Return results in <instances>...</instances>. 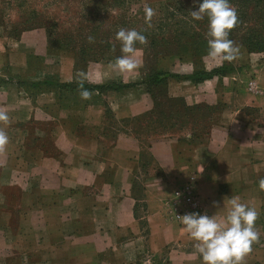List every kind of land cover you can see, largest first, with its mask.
<instances>
[{"label": "crops", "instance_id": "obj_1", "mask_svg": "<svg viewBox=\"0 0 264 264\" xmlns=\"http://www.w3.org/2000/svg\"><path fill=\"white\" fill-rule=\"evenodd\" d=\"M49 41L0 36V264H201L165 217L190 176L209 216L232 195L258 210L241 264H264V62L195 80L141 48L122 72ZM203 105L225 111L199 123Z\"/></svg>", "mask_w": 264, "mask_h": 264}, {"label": "rangeland", "instance_id": "obj_2", "mask_svg": "<svg viewBox=\"0 0 264 264\" xmlns=\"http://www.w3.org/2000/svg\"><path fill=\"white\" fill-rule=\"evenodd\" d=\"M229 2L239 21L229 34V39L240 48L239 57L233 62L207 57V21L196 22L190 17V11L198 8L200 0H0V36L15 38L40 29L50 41L86 42L71 48L84 49L90 57L105 60L121 55L116 32L120 28L136 29L147 38L146 44L136 47L166 56V62L177 59L191 64L200 73L208 70L216 76L242 73L243 68L249 67L248 56L264 62V0ZM146 8L155 12L150 19L146 18ZM89 36L96 45H91ZM180 109L184 111L183 106ZM224 111L222 105L214 108L203 105L195 115L203 123L210 113L216 121Z\"/></svg>", "mask_w": 264, "mask_h": 264}, {"label": "clouds", "instance_id": "obj_3", "mask_svg": "<svg viewBox=\"0 0 264 264\" xmlns=\"http://www.w3.org/2000/svg\"><path fill=\"white\" fill-rule=\"evenodd\" d=\"M155 14L151 8L145 9L146 18ZM193 21L206 19L207 57L212 60L233 62L238 59L240 48L229 34L239 23L237 11L229 0H200L198 8L190 11ZM115 39L120 43L121 55L110 67L119 71H134L138 68L135 59L139 49L137 44L144 45L147 38L142 31L120 28ZM93 38L88 37L92 42ZM82 99H89L91 93L80 91ZM7 113L0 111V122H7ZM8 142L7 133L0 128V146ZM258 188L264 191V178L258 181ZM258 210L243 202L239 196L225 197L222 207L209 216L206 213H187L176 215L181 223L182 231L187 233L193 243L195 253L201 258V264H241L243 257L251 252L252 245L258 242L260 233L256 228Z\"/></svg>", "mask_w": 264, "mask_h": 264}, {"label": "built area", "instance_id": "obj_4", "mask_svg": "<svg viewBox=\"0 0 264 264\" xmlns=\"http://www.w3.org/2000/svg\"><path fill=\"white\" fill-rule=\"evenodd\" d=\"M196 184L195 177L190 176L183 187L177 188L173 191L172 198L165 212L167 220L176 225L182 226L176 219V215L182 216L193 212L200 214L206 213L209 215L205 201L200 197L196 190Z\"/></svg>", "mask_w": 264, "mask_h": 264}, {"label": "trees", "instance_id": "obj_5", "mask_svg": "<svg viewBox=\"0 0 264 264\" xmlns=\"http://www.w3.org/2000/svg\"><path fill=\"white\" fill-rule=\"evenodd\" d=\"M59 42H61V43H69V44H67V46H70L69 48H71V46L72 45H86V42L85 43H75V42H73V43H71V41H70V39H66V41H60L59 40ZM89 44V43H88ZM96 45V42L95 41H92V43H91V45ZM139 46H143V45H140V44H138ZM145 48V47H144ZM71 49H73V48H71ZM73 50H77L80 54H84V55H87V56H91V54L88 52V51H85L84 49H80V50H78V49H73ZM145 51H147V49H144ZM148 52V51H147ZM156 55H158V54H156ZM164 57H166V56H164ZM91 58H94V59H99L98 57H91ZM195 72L196 73H200L199 71H197L196 69H195ZM204 75H205V73H200V75H196L195 77H197V78H199V79H195V80H200L201 78H204ZM212 75H214V73H212ZM200 76H202V77H200ZM167 106L168 105H170L171 104V102H166L165 103ZM198 109V107H196V110ZM183 113H185L186 115H188L189 114V109H184V112Z\"/></svg>", "mask_w": 264, "mask_h": 264}]
</instances>
